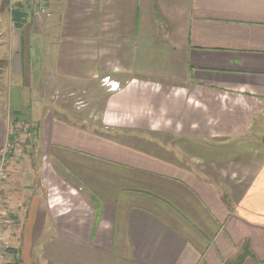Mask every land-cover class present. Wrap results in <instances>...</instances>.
Returning <instances> with one entry per match:
<instances>
[{
  "label": "crops",
  "instance_id": "0c3cea01",
  "mask_svg": "<svg viewBox=\"0 0 264 264\" xmlns=\"http://www.w3.org/2000/svg\"><path fill=\"white\" fill-rule=\"evenodd\" d=\"M38 6L0 0V77L23 83L0 112V156L34 82L108 97L105 132L50 108L33 124L39 165L23 201L10 199L19 256L49 236L45 264H224L245 246L242 264H264V0Z\"/></svg>",
  "mask_w": 264,
  "mask_h": 264
},
{
  "label": "rangeland",
  "instance_id": "374dc122",
  "mask_svg": "<svg viewBox=\"0 0 264 264\" xmlns=\"http://www.w3.org/2000/svg\"><path fill=\"white\" fill-rule=\"evenodd\" d=\"M3 64L0 72L6 68V63ZM6 75L0 77V112H6L8 105L13 107V109L17 108L18 86H23V83L19 82L18 77H6ZM32 86L31 93L33 97L28 99L27 106L23 107L24 112L20 113L21 119L29 116L31 120L29 122H22L20 120L16 124H13L14 117L10 116V130L8 131L13 133L12 135L15 134L17 136L13 140L15 142L12 152V154L14 153L13 163L8 168L7 173L6 164L4 176L0 179V264L10 262L15 257L22 264H45V260L41 259L40 255L56 249V244L52 243L50 237L47 236L45 243L38 242L34 245L35 250H33L34 253L30 257L27 255L25 257L19 256L17 252L19 241L16 240L19 236L13 233V230L17 228L16 224L20 223L19 214L21 211L18 212V210L10 207L11 200L18 199V202L23 201L20 197L21 195L23 196L25 190L28 191L29 188L26 187L31 185L27 173L31 170L32 166L39 165L36 162L38 159L36 157V154L38 155L37 148L31 144V140L34 143V139L38 135L37 126L33 124L41 121L45 112L50 108L58 116L84 124L85 126H90L100 132L104 131L98 123L101 122V112L108 93L97 88L98 85L95 84L94 86L93 83L88 85L76 81H66L65 79L60 80L54 77L51 81L42 82L40 88L38 82H34ZM39 93H41L43 98H38ZM109 133L111 136L118 137L119 135L118 132L112 130ZM163 139L167 141L166 137ZM128 141H132L135 144L133 140L129 139ZM24 177L26 178L24 179ZM35 179L38 183L41 177L40 179ZM45 185H49L48 180H46ZM46 188L48 192L50 187L47 186ZM70 197L65 201V206L74 209L75 204L71 201ZM40 250H42L41 253Z\"/></svg>",
  "mask_w": 264,
  "mask_h": 264
},
{
  "label": "built area",
  "instance_id": "2783aa9c",
  "mask_svg": "<svg viewBox=\"0 0 264 264\" xmlns=\"http://www.w3.org/2000/svg\"><path fill=\"white\" fill-rule=\"evenodd\" d=\"M48 2L49 0H38V14H43V13H47V9H48ZM104 84H106L109 88V90H115V89H118L119 87V84L118 83H115V82H112L109 80V77H105L104 78ZM13 133H10L8 135V139L5 143V146H4V149L1 153V156H0V179L4 176V173H5V166L7 164V156L10 152L13 151V148H14V139L11 138V135Z\"/></svg>",
  "mask_w": 264,
  "mask_h": 264
},
{
  "label": "trees",
  "instance_id": "16d2710c",
  "mask_svg": "<svg viewBox=\"0 0 264 264\" xmlns=\"http://www.w3.org/2000/svg\"><path fill=\"white\" fill-rule=\"evenodd\" d=\"M13 117H14L13 118V124H16L20 120L22 122H25L23 120V118L22 119L20 118L21 117V114L20 113L14 112L13 113ZM15 136H17V135H15V134L14 135H11V138L14 139ZM263 139H264V137H263ZM11 155H12V153H9L8 156H7V158L9 159L11 157ZM249 254H250V251H249L248 247L245 246L241 253H239L235 258H233V259L225 262L224 264H242L244 258L247 255H249ZM17 260H18V258L16 259V257H15L14 260H12L10 262H6L5 264H22L21 262H19Z\"/></svg>",
  "mask_w": 264,
  "mask_h": 264
}]
</instances>
